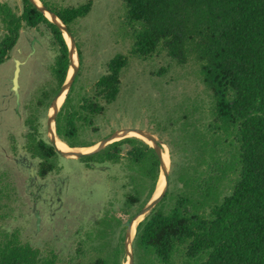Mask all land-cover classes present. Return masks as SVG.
Returning a JSON list of instances; mask_svg holds the SVG:
<instances>
[{"label":"trees","instance_id":"1","mask_svg":"<svg viewBox=\"0 0 264 264\" xmlns=\"http://www.w3.org/2000/svg\"><path fill=\"white\" fill-rule=\"evenodd\" d=\"M122 2L132 29V56L146 60L162 54L177 66L192 62L208 97L206 108L181 102L172 107L173 117L165 118L176 133L171 145L181 151V165L176 169L174 153L169 150L173 176L180 185H172L169 172L163 197L137 223L132 240L134 264H264V0ZM90 5L88 0L54 13L68 26L86 14ZM22 6L21 13L14 15L0 4L8 29L0 40V60L14 46L22 22L28 27L43 25L56 49L51 71L59 89L69 67L62 32L29 0H23ZM125 65L124 55L111 58L94 82L95 93L84 94L74 104L69 102L70 87L55 117L56 136L69 147L96 143L75 141L80 129L91 126L93 119L104 113L99 101L108 104L115 100ZM166 71L161 66L151 70L150 76L156 78ZM29 134V143L33 139L35 143V148L28 143L30 150L41 158L39 173L45 175L53 168L49 159L56 152L50 145L49 150L45 148L32 131ZM125 144L129 149L124 163L141 166L138 171L142 175L148 173V166L153 167L149 199L159 167L149 144L134 136L113 141L104 147V161H122L119 149ZM76 251L82 258V250ZM123 251L122 243L104 255L101 251L86 262L71 264H122ZM55 261L56 254L43 257L37 248L19 244L15 237L0 241V264Z\"/></svg>","mask_w":264,"mask_h":264},{"label":"rangeland","instance_id":"2","mask_svg":"<svg viewBox=\"0 0 264 264\" xmlns=\"http://www.w3.org/2000/svg\"><path fill=\"white\" fill-rule=\"evenodd\" d=\"M42 1L57 13L88 0ZM90 2L87 13L67 26L80 59L69 102L74 104L84 94L95 93L94 82L115 55H124L126 65L120 73L121 87L115 100L108 104L99 101L104 105V113L97 115L91 126L80 129L75 142L97 143L124 128L147 130L163 142L172 185L179 186L173 167L177 169L181 165V151L177 145H171L176 133L165 118L169 114L173 117L172 107L181 102L207 107L204 85L194 74L196 66L192 62L184 66L169 64L162 54L146 60L132 56V29L126 22L122 0ZM0 4L14 15H19L23 8V0H0ZM4 11L0 10V40L8 33L3 22ZM18 34L14 46L0 60V241L15 237L19 244L28 243L37 248L43 257L56 254L55 264L86 262L123 243L126 224L148 200L154 170L148 166V173L142 175L138 171L141 166L130 161L124 163L129 149L125 144L119 149L118 157L122 161L117 162L104 161L107 148L80 158L52 153L49 164L53 168L41 175V158L30 150L29 144L35 148V143L34 139L29 143V133L32 131L50 149L46 119L50 101L59 90L51 71L56 49L43 25L28 27L22 22ZM16 60L19 61L18 98L12 90ZM161 66L167 68L166 73L151 78L150 71ZM170 149L174 153L173 167ZM161 173L158 167L153 195L163 179ZM78 249L82 250V258ZM120 258L122 264L127 263L124 251Z\"/></svg>","mask_w":264,"mask_h":264},{"label":"water","instance_id":"3","mask_svg":"<svg viewBox=\"0 0 264 264\" xmlns=\"http://www.w3.org/2000/svg\"><path fill=\"white\" fill-rule=\"evenodd\" d=\"M29 1L31 2V4L34 7H36L37 10H39L41 13H43L44 16L50 22L55 24L58 27V29L62 32V36L65 40V43L67 45V50H68V59H69V67L71 68V74L68 76V73H67L64 82L62 83V85L60 86L59 90L54 95V97L51 99V102L49 105V109H51V112L48 114L47 120H46L47 137L49 139V143L51 144V146L53 147L55 152L62 157H69V158H80V157L90 156V155L102 150L107 144L112 142V140H115V139L119 140V139H122L124 137L135 136V135H131V132H137L147 139V141H145V142L147 144H149V146H151L154 149V152L158 158L159 167H160V170L164 176V183H165L164 188L156 197H154V195L152 194L150 196V198L148 199V201L144 204V206L141 207L135 214H133L131 216V218L129 219L128 224L126 226V230H125V234H124L123 246H124V252L126 255L127 263L128 264H134L133 249H132L133 236L131 235V225L135 221H137L135 224V227H136L137 223L140 220H142L144 218V216L161 200V198L163 197L164 193L166 192L168 184H169V180H168L169 170H168L167 166H165V163H164L163 157H162V153H163L162 150H163L164 144L161 140H159L157 137H155L154 134H152L151 132H149L147 130L140 129V128H124V129H121L118 131H114L110 135L104 137L103 139H101L100 141H98L97 143L92 145L95 147H94V149L89 150V151H81V150L61 151L55 146V135H56V133H55V117H56V114H57L61 104H62L61 103L59 106H57L56 102H57V99L59 98V96L63 93V91L65 92L64 99H65L67 93L69 92L71 84H72V82L75 78V75L77 74L78 68H79V58H78V53H77V48H76L74 38H73L72 34L70 33L69 29L67 28V26L59 19V17L53 11H51L44 4H42L40 2V0H29ZM46 14H48V15H46ZM64 34L67 35V38L69 39V43L65 39ZM73 54H75L77 57L76 63L73 62ZM67 72H68V70H67ZM18 73H19V61L16 60L15 61V69H14L13 77H12V90L15 93L17 98H18V92H17ZM64 99H63V101H64ZM72 148H76V147H72ZM134 234H135V231H134Z\"/></svg>","mask_w":264,"mask_h":264},{"label":"bare ground","instance_id":"4","mask_svg":"<svg viewBox=\"0 0 264 264\" xmlns=\"http://www.w3.org/2000/svg\"><path fill=\"white\" fill-rule=\"evenodd\" d=\"M46 15H48V14H46ZM64 36L66 37L67 42L69 43V39L67 38V35L64 34ZM73 62H74V63L77 62V57H76L75 54H73ZM70 74H71V71H70V73L68 72V76H69ZM64 94H65V92L63 91V93H62V94L59 96V98L57 99V102H56L57 106H59V105L62 103V101H63V99H64ZM50 112H51V109H49V113H50ZM131 135H135L136 137H138V138H140V139H142V140H144V141H147V139H146L144 136H142L141 134H139V133H137V132H131ZM55 146H56L59 150H61V151H75V150L89 151V150L94 149V147H95V146H90V147H88V148H80V147H78V148H72V147H69V146H68L66 143H64L63 141H61L56 135H55ZM162 152H163V153H162L163 161H164V163H165V166H167V163H166V161H165V159H164V157L167 155V153H166V151H165L164 149L162 150ZM166 157H167V156H166ZM161 175H162L163 179H162V178L160 179L159 184L157 185L156 191H155V193H154V197H156V196L162 191V189L164 188V185H165V183H164V176H163L162 173H161ZM135 223H136V221L131 225V235L133 234ZM126 264H128V263H126Z\"/></svg>","mask_w":264,"mask_h":264},{"label":"flooded vegetation","instance_id":"5","mask_svg":"<svg viewBox=\"0 0 264 264\" xmlns=\"http://www.w3.org/2000/svg\"><path fill=\"white\" fill-rule=\"evenodd\" d=\"M4 22V21H3ZM19 31V30H18ZM4 35H5V33H4ZM3 35V36H4ZM57 93V92H56ZM54 97V96H53ZM51 102V101H50ZM63 103V102H62ZM62 105V104H61ZM61 107V106H60ZM47 120V119H46ZM46 136H47V131H46ZM48 138V137H47ZM42 139H39L38 141H41ZM42 142L44 143V146H45V148H46V143L42 140ZM48 143H49V139H48V141H47ZM51 145V144H50Z\"/></svg>","mask_w":264,"mask_h":264}]
</instances>
